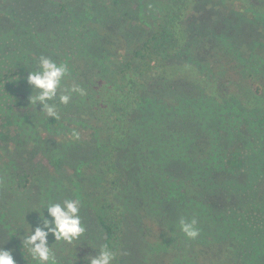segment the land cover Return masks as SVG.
I'll return each instance as SVG.
<instances>
[{"label":"trees","instance_id":"1","mask_svg":"<svg viewBox=\"0 0 264 264\" xmlns=\"http://www.w3.org/2000/svg\"><path fill=\"white\" fill-rule=\"evenodd\" d=\"M61 1L51 3L63 8ZM69 1L101 19L78 23L98 36L113 72L91 104L103 130L91 164L98 175L88 183L49 180L34 205L0 165V191L12 192L7 206L0 200L2 228L22 249V230L39 224L28 217L40 199L79 198L101 235L83 233L71 244H107L114 264H264V61L250 57L264 37V0ZM219 52L228 56L223 71L214 66ZM30 131L41 136L37 126ZM181 218L196 220V239L180 231ZM47 243L57 264H80L60 255L68 243L51 234ZM204 251L216 257L199 262Z\"/></svg>","mask_w":264,"mask_h":264},{"label":"rangeland","instance_id":"2","mask_svg":"<svg viewBox=\"0 0 264 264\" xmlns=\"http://www.w3.org/2000/svg\"><path fill=\"white\" fill-rule=\"evenodd\" d=\"M52 1L54 0H0V81L1 78L3 81L0 83V165H8L3 173L10 179L9 183H20L21 191L31 197L34 205L44 183H88L89 179L98 175L96 167L91 164L103 144V130L93 116L91 104L96 88L113 73L108 70L107 61L105 62V57L109 54L94 42V39L98 40V36L92 31L87 32L83 26L80 28L78 23L101 21L92 16L95 11L83 12L84 6L78 7V3L72 4L69 0H60L63 8L51 3ZM257 2L258 0H250L252 4ZM212 13L216 14L215 11ZM203 19L213 21L209 17ZM213 38L210 44L217 49V42H213ZM259 38V45L253 48V56L250 57L264 61V37ZM211 50L210 47L209 51ZM206 51L203 52L204 58L209 54ZM40 56H48L57 63H66L70 69L60 83L58 96L66 94V90L73 84L82 87L86 93L83 97L74 94L67 105L53 101L57 103L59 114L56 125H51L49 118L41 114L39 106L32 108L30 105L29 97L34 94V90L27 84L26 78L35 69L36 58ZM17 57L22 58L16 62L10 60ZM218 57L220 61H214V66L223 71L221 64L228 60V56L219 52ZM110 61H113L112 58ZM224 75L228 76L225 72ZM34 126L41 130V136L30 131ZM61 130H66L71 137L67 139L66 136H61ZM61 141L65 143L62 147ZM11 173L15 178H12ZM84 187L86 190V185ZM10 191L8 188L0 191V200L6 206V201L12 197ZM17 205V211L26 210V204L18 202ZM42 206L40 199L32 215L27 217L34 220V225L39 222L37 227L46 231L48 229L43 227V220L40 219V214H43ZM82 208L85 207L80 206L78 215L85 229L84 233L89 236L88 239L100 236L98 224L92 215H88L89 210ZM44 210L47 212L45 207ZM47 215L46 213L45 217ZM37 227L29 228L34 230ZM9 232V228L4 229L0 225V247L13 250L16 264H34L24 248L20 249L16 245L14 237L8 236ZM22 236L18 238L19 241ZM68 245L59 250L60 255L80 264H87L83 258L95 255L96 249H99L91 240ZM203 255L199 262L216 257V254L206 251ZM62 261L68 264L65 259Z\"/></svg>","mask_w":264,"mask_h":264},{"label":"clouds","instance_id":"3","mask_svg":"<svg viewBox=\"0 0 264 264\" xmlns=\"http://www.w3.org/2000/svg\"><path fill=\"white\" fill-rule=\"evenodd\" d=\"M70 69L66 63H57L48 56L36 58L35 69L28 73L26 82L34 90V94L29 97L32 108L39 106L41 114L48 118L59 119L57 110L58 101L60 105H67L72 96L79 95L83 97L85 90L79 85L73 84L66 90V94L57 95L62 79L68 75ZM80 200L66 199L63 203L48 202L43 207L46 208L47 214L51 221L43 220V227L48 231L37 227L31 230L29 227L23 232L21 245L27 252L34 264H57L52 245L47 243V237L51 234L55 242H65L71 244L78 240L84 233L85 229L79 218ZM179 229L187 239H196L199 236L196 220H186L181 218ZM9 237H16L15 233L10 231ZM117 258V252L109 245L105 244L96 254L85 256L83 259L87 264H114ZM0 264H16L13 258V250L0 247Z\"/></svg>","mask_w":264,"mask_h":264}]
</instances>
